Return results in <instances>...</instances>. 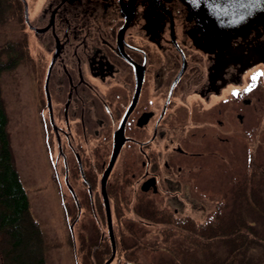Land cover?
<instances>
[{
	"label": "flooded vegetation",
	"instance_id": "obj_1",
	"mask_svg": "<svg viewBox=\"0 0 264 264\" xmlns=\"http://www.w3.org/2000/svg\"><path fill=\"white\" fill-rule=\"evenodd\" d=\"M22 2L23 24L42 40V56L32 57L28 35L0 44L9 47L2 59L10 61L1 86L7 71L18 102L27 92L33 95L74 246L80 221L78 232H85L87 222L97 232L79 234L93 256L104 242L112 243L104 194L116 243L114 218L124 214L129 195L138 196L129 209H139V217L121 230L120 242L128 246L139 234L147 241L181 230L188 232L187 241L192 230L186 226L192 224L206 236L240 225L235 194L246 172L239 173L236 156L244 147L251 159L254 142H264V16L212 29L183 0H44L35 22L27 1L28 22ZM23 77L27 84H21ZM116 142L121 145L107 175ZM223 162L225 196L208 202L200 180ZM179 193L206 200L198 205L192 198L189 208L174 210L159 201ZM192 209L204 216L196 218ZM211 235L205 240L220 241ZM150 247L142 248L170 253ZM140 248L123 254L137 255Z\"/></svg>",
	"mask_w": 264,
	"mask_h": 264
},
{
	"label": "rangeland",
	"instance_id": "obj_2",
	"mask_svg": "<svg viewBox=\"0 0 264 264\" xmlns=\"http://www.w3.org/2000/svg\"><path fill=\"white\" fill-rule=\"evenodd\" d=\"M29 3V17L32 22H35L41 11L44 8V0H27ZM23 17L13 18L0 23V44H3L10 40H17L23 35H28L30 39V52L33 58L39 59L42 56V40L35 39V36L28 26L23 24ZM9 51V49H7ZM6 50V51H7ZM9 54V52H7ZM13 73V71H11ZM10 72H4L2 75V87H3V100L4 106L8 114V131L10 134L11 146L13 151L14 160L16 167L19 171L21 180L28 192L30 200V210L34 217L40 221L50 246L46 251V262L47 264H104V262L112 254V243L104 242L96 254L93 256L89 250L91 244L87 242L79 241L82 234H96L94 230L93 222H87L88 228L85 229L84 233L78 232L77 228L81 227V221L76 225L75 240L76 246L73 240V232L70 228V220L66 211L62 207L61 194L57 189V182L54 179V175L51 174L52 166L50 164L49 157L44 148V142L42 141L41 135V113L39 109H35V101L33 95L27 92L29 96L24 94L22 100L16 99L12 90H10L9 84ZM28 78L23 77L21 84H27ZM242 147L245 143L242 142ZM253 154L251 159L249 158V152L245 150V154L242 152L239 154L237 159L239 160L238 171L241 174L240 189L235 194L238 198L239 210L235 211L237 216H247V219L253 222L254 229L258 235L263 239L259 243H254L247 251L248 258L253 264H264V142H254L252 145ZM253 158V160H252ZM226 162H223L219 169L209 171V178L200 180L201 186L206 184V191L210 193L208 202L216 203L217 200L225 196L226 189L224 188L227 180L226 175L220 176V172L225 173ZM246 170V171H244ZM53 171V170H52ZM253 175V176H252ZM252 176V178H250ZM124 191H127L125 188ZM224 193V194H223ZM131 200L129 205H126V200L123 201L125 211L124 214L119 218H114V230L119 235L116 247L118 246V254L111 264H121L120 252L124 256V250L120 244L122 229L126 227V223L132 222V219L139 217V209H129L137 200L138 196L129 195ZM159 201L163 204L168 203L169 208L174 210L175 207H182V204L189 208V204L192 203L191 199L194 198L197 204H201L204 198L201 194L197 196H188L184 193L179 195H161ZM188 197V198H187ZM232 198L231 196L228 199ZM260 201L259 203L257 202ZM237 202V201H236ZM248 202L256 205H248ZM255 202V203H254ZM232 199H230L229 206L227 209L232 213ZM139 205V202L137 206ZM237 206V205H235ZM190 211V209H188ZM193 210V209H192ZM73 212V211H72ZM188 212L184 211L183 213ZM197 213L196 218L201 219L204 216L203 211L193 210ZM203 213V214H202ZM202 214V215H201ZM125 215V216H124ZM124 216L125 219H122ZM89 218V217H87ZM90 220L92 221L91 217ZM90 223V224H89ZM102 226L103 230L107 231V223L104 221ZM175 235L169 237H152L150 240H141L146 244V248H152L150 246H159L160 248L169 249L170 253L163 250L147 251L146 248H140L137 250L138 260L144 264H167L170 261H175L174 251L184 248L185 238L188 234L186 231L175 232ZM79 234H81L79 236ZM149 235V233H147ZM152 233H150L151 235ZM180 235H183L181 237ZM189 235V234H188ZM93 235H91L92 237ZM84 238V236H83ZM93 238V237H92ZM190 238V237H189ZM183 240V241H182ZM187 240H189L187 238ZM183 242V243H182ZM182 243V244H181ZM95 243H93L94 245ZM123 246V245H122ZM97 247L96 249H98ZM77 248V253L75 252ZM95 249V250H96ZM173 251V252H172ZM101 254V255H100ZM100 255V256H99ZM101 257V260L97 259ZM177 256H183L177 253ZM189 255H187L188 257ZM103 258V259H102ZM140 258V259H139Z\"/></svg>",
	"mask_w": 264,
	"mask_h": 264
},
{
	"label": "trees",
	"instance_id": "obj_3",
	"mask_svg": "<svg viewBox=\"0 0 264 264\" xmlns=\"http://www.w3.org/2000/svg\"><path fill=\"white\" fill-rule=\"evenodd\" d=\"M23 8L22 0H0V23L16 17L22 18ZM8 48L0 45V264H47L46 251L50 243L40 221L30 210L29 195L16 167L8 131V114L1 86L2 71L8 67V63L10 64V61L5 62L2 59ZM241 215L236 216L240 225H225L223 232L215 231L208 235L219 237V242L216 239L205 240L208 236L199 224L186 226L192 230V235L184 242L183 249L174 251L175 261L169 260L171 263L167 264H253L248 256L246 257L247 251L254 243L263 239L253 224L246 223L247 216L242 212ZM141 237L139 234L129 246L120 244L122 251H132L136 247L145 246L146 244L140 241ZM166 246L171 249L168 244ZM118 251L117 246V254ZM177 253L183 256H177ZM120 257L121 264H130L128 260L139 261L138 256H131L129 253L122 256L120 252ZM97 259L101 260V257Z\"/></svg>",
	"mask_w": 264,
	"mask_h": 264
},
{
	"label": "water",
	"instance_id": "obj_4",
	"mask_svg": "<svg viewBox=\"0 0 264 264\" xmlns=\"http://www.w3.org/2000/svg\"><path fill=\"white\" fill-rule=\"evenodd\" d=\"M193 14L198 17L199 21L208 28L212 29H227L241 25L249 21L257 20L264 16V0H183ZM25 16L28 18V4L25 0ZM44 30V28H41ZM117 148L113 154L109 168L113 162L115 154L117 153L121 142H116ZM104 200L107 206V222L108 231L112 241V254L104 262L110 264L116 254V243L113 232V221L111 211L109 209L108 196L104 194Z\"/></svg>",
	"mask_w": 264,
	"mask_h": 264
}]
</instances>
